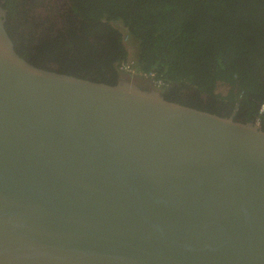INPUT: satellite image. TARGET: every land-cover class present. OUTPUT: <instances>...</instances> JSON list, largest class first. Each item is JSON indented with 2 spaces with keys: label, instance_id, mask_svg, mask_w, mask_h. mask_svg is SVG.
Returning a JSON list of instances; mask_svg holds the SVG:
<instances>
[{
  "label": "water",
  "instance_id": "water-1",
  "mask_svg": "<svg viewBox=\"0 0 264 264\" xmlns=\"http://www.w3.org/2000/svg\"><path fill=\"white\" fill-rule=\"evenodd\" d=\"M0 5V264H264V131L36 68Z\"/></svg>",
  "mask_w": 264,
  "mask_h": 264
},
{
  "label": "trees",
  "instance_id": "trees-1",
  "mask_svg": "<svg viewBox=\"0 0 264 264\" xmlns=\"http://www.w3.org/2000/svg\"><path fill=\"white\" fill-rule=\"evenodd\" d=\"M31 2L1 6L16 53L34 67L112 86L117 64L128 59V37L136 71L157 74L165 100L221 117L235 113L234 120L258 121L264 131V0Z\"/></svg>",
  "mask_w": 264,
  "mask_h": 264
},
{
  "label": "built area",
  "instance_id": "built-area-1",
  "mask_svg": "<svg viewBox=\"0 0 264 264\" xmlns=\"http://www.w3.org/2000/svg\"><path fill=\"white\" fill-rule=\"evenodd\" d=\"M120 70L128 75L131 76H141L145 77L146 79H149L152 82L153 87H155L156 90L160 91L162 87V82L159 79V76L155 73H148V74H141L136 71L135 67V61L126 60L125 62L121 63ZM264 111V103L260 106L259 115H261ZM258 123V121H256ZM259 124V123H258Z\"/></svg>",
  "mask_w": 264,
  "mask_h": 264
},
{
  "label": "flooded vegetation",
  "instance_id": "flooded-vegetation-1",
  "mask_svg": "<svg viewBox=\"0 0 264 264\" xmlns=\"http://www.w3.org/2000/svg\"><path fill=\"white\" fill-rule=\"evenodd\" d=\"M34 2H40V0H32L31 3H34ZM6 3V0H0V5H4ZM9 6V5H8ZM136 65V63H135ZM120 66L121 64H117L116 66V70L119 72V80L121 79H127V78H130L132 79L136 84H138L140 87H142L143 89H150L151 86L148 82H146L145 80H147L145 77H141V76H130V77H127L125 76V74H123V72L120 70ZM143 78V79H142ZM118 80V81H119ZM150 81V80H149ZM151 82V81H150ZM152 84V82H151ZM228 117H235V113H232L230 116Z\"/></svg>",
  "mask_w": 264,
  "mask_h": 264
},
{
  "label": "rangeland",
  "instance_id": "rangeland-1",
  "mask_svg": "<svg viewBox=\"0 0 264 264\" xmlns=\"http://www.w3.org/2000/svg\"><path fill=\"white\" fill-rule=\"evenodd\" d=\"M113 26L116 27L121 32H124L123 31V28H122V26H121L120 23H113ZM124 42H125V46H126V49H127V52H128V59L127 60L128 61H131V60L135 61L134 53H132V51L135 52V50H136L135 42H133L132 40H129L128 37H124ZM125 76L130 77V75H128V74H125ZM224 91H225V88L224 87L223 88L222 87H219L218 90H217V92H222V93Z\"/></svg>",
  "mask_w": 264,
  "mask_h": 264
},
{
  "label": "crops",
  "instance_id": "crops-1",
  "mask_svg": "<svg viewBox=\"0 0 264 264\" xmlns=\"http://www.w3.org/2000/svg\"><path fill=\"white\" fill-rule=\"evenodd\" d=\"M132 53H134V58L136 59V55H137V52H136V50H135V52L134 51H132ZM136 53V54H135ZM146 82H148L149 84H150V86L152 87V84H151V82L149 81V80H145Z\"/></svg>",
  "mask_w": 264,
  "mask_h": 264
},
{
  "label": "clouds",
  "instance_id": "clouds-1",
  "mask_svg": "<svg viewBox=\"0 0 264 264\" xmlns=\"http://www.w3.org/2000/svg\"><path fill=\"white\" fill-rule=\"evenodd\" d=\"M125 74V73H124ZM131 76V75H130ZM147 80H149V79H147ZM153 86V85H152Z\"/></svg>",
  "mask_w": 264,
  "mask_h": 264
}]
</instances>
